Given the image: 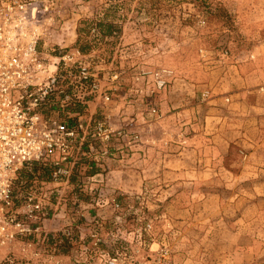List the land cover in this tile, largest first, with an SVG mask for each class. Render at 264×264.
<instances>
[{"label":"rangeland","instance_id":"rangeland-1","mask_svg":"<svg viewBox=\"0 0 264 264\" xmlns=\"http://www.w3.org/2000/svg\"><path fill=\"white\" fill-rule=\"evenodd\" d=\"M53 15L48 42L62 47L50 51L67 66L89 65L102 94L84 99L79 77L65 76L66 93L82 99L65 98V111L50 114L130 135L110 142L88 135L75 145L64 183L53 180V168L27 170L22 193L45 198L49 216L44 231L19 237L13 253L0 247V264H103L100 254L117 252L128 255L122 264H264V130L253 146L233 141L208 174L170 177L169 157L153 152L143 175L135 154L144 125L174 111L162 102L170 91L205 87L208 66L255 58V45L264 43V0H63ZM163 70L172 73L158 87L155 73ZM215 87L207 85L202 98ZM187 137L177 136L182 145Z\"/></svg>","mask_w":264,"mask_h":264},{"label":"built area","instance_id":"built-area-1","mask_svg":"<svg viewBox=\"0 0 264 264\" xmlns=\"http://www.w3.org/2000/svg\"><path fill=\"white\" fill-rule=\"evenodd\" d=\"M58 3L59 0H0V247L8 246L12 253L19 237L43 232L44 220L49 216L45 198L22 193L25 172L33 163L52 166L53 180L61 184L70 176L66 164L73 158L75 145L83 144L88 135L103 142L130 135L123 129L112 131L105 122L92 124L91 119L78 118L72 124L60 115L50 114L65 111V98L74 102L82 99L81 95L66 93L65 76L79 77L85 88L84 99L102 94L97 75L89 65L74 62L67 66L65 56H54L50 51L61 47H51L48 42ZM171 73L172 70L156 72L157 86L163 87L165 76ZM103 97L110 100L106 92ZM130 137L136 139L138 135ZM108 152L105 147L100 154ZM73 162L77 163L75 158ZM66 234L71 235L69 231ZM84 254L88 255V249ZM100 255L103 264H122L128 257L119 252ZM75 264L84 262L76 260Z\"/></svg>","mask_w":264,"mask_h":264},{"label":"crops","instance_id":"crops-1","mask_svg":"<svg viewBox=\"0 0 264 264\" xmlns=\"http://www.w3.org/2000/svg\"><path fill=\"white\" fill-rule=\"evenodd\" d=\"M252 55L255 58L248 63L233 59L215 71L208 66L210 71L203 76L205 87H216L207 98H202L207 88L198 83L170 91V106L167 95L162 99L165 108L174 111L144 125L141 141L135 144L140 173L146 175L151 162L147 156L155 152L154 156L169 157L170 177L185 178L195 171L208 174L219 170L223 154L229 152L233 141L239 138L238 143L249 146L257 143L264 130V43L256 44ZM183 132L188 137L182 145L177 136Z\"/></svg>","mask_w":264,"mask_h":264},{"label":"trees","instance_id":"trees-1","mask_svg":"<svg viewBox=\"0 0 264 264\" xmlns=\"http://www.w3.org/2000/svg\"><path fill=\"white\" fill-rule=\"evenodd\" d=\"M105 26H107V31L108 32H111L112 31V27H113V24H111V23H108V24H105ZM81 50H83L84 48H80ZM71 109H72V111H75V109L73 108V107H71ZM38 164H41V165H43L44 166V168H45V172L47 173V174H49L50 172H51V168H52V166H50V165H48V164H42V163H37V162H34L33 163V165L31 166V169L33 168L34 170L35 169H37L38 168ZM29 171V170H28ZM27 173V172H26Z\"/></svg>","mask_w":264,"mask_h":264}]
</instances>
